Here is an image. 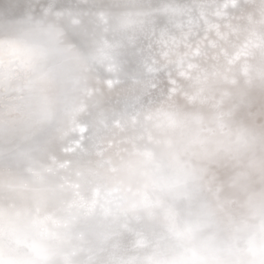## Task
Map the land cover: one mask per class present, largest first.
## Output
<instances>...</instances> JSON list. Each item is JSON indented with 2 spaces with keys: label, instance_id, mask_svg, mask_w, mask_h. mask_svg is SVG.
Masks as SVG:
<instances>
[{
  "label": "clouds",
  "instance_id": "obj_1",
  "mask_svg": "<svg viewBox=\"0 0 264 264\" xmlns=\"http://www.w3.org/2000/svg\"><path fill=\"white\" fill-rule=\"evenodd\" d=\"M0 264H264V0H0Z\"/></svg>",
  "mask_w": 264,
  "mask_h": 264
}]
</instances>
